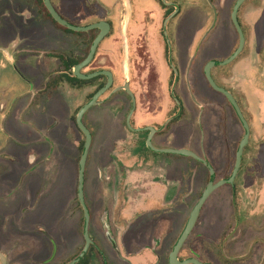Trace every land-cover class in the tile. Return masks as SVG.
Listing matches in <instances>:
<instances>
[{
  "label": "rangeland",
  "instance_id": "obj_1",
  "mask_svg": "<svg viewBox=\"0 0 264 264\" xmlns=\"http://www.w3.org/2000/svg\"><path fill=\"white\" fill-rule=\"evenodd\" d=\"M176 1L180 14L169 22L170 37L178 30V46L185 58L182 67L191 56L197 55L195 65H198L200 82L166 83L169 71L165 63L161 59L156 61L155 54L148 51L143 55L144 59L149 57L150 60L148 63L143 61L144 82H136L142 76H137L135 82H129L130 89L138 96L131 124L133 127L151 124V119H139L147 118L149 114H156L164 120L175 118L170 129L175 128L179 133L169 141V146L181 147L186 142L191 143V150L207 156L215 168L216 181L226 179L233 171L236 151L245 130L227 99L212 90L203 67L210 60H224L239 46V36L231 20L235 0L212 1L217 13L216 21L211 0ZM17 3L20 2L4 1V14L0 16V53L8 50L15 57V61L10 63L0 58V100L11 106L12 98L17 95L35 96L33 106L37 107L35 122L38 129L32 136H20L16 131H8L9 120L4 122L5 130L0 132V181L3 182L1 179L7 170L24 164L27 167L25 179L32 172L39 180L38 190L41 191L38 201L35 199L39 208L29 212L23 222L24 227L15 224L4 230L0 219V252L11 263L65 264L76 258L85 246L83 215L76 199L82 135L71 120V112L76 97L84 103L94 89H76L73 91L75 97L69 92L72 87L68 83L59 90L52 84L48 86V82L40 86L42 70L38 64L41 56L57 53L55 55L70 57L77 47L69 40L46 36L44 29L40 34L34 33L27 26L29 19L25 22L23 16L15 17L22 13L13 7ZM44 17L54 30L55 25L45 14ZM239 17L246 37L244 50L231 64L214 67L213 75L216 82L237 98L250 124L251 136L235 187L222 186L209 197L181 253L185 259L198 256L205 264H254L253 256L258 252V262H264V0H247ZM48 28L54 36L55 31ZM146 36L144 46L150 50L153 41L149 35ZM173 44L176 51L177 45L174 41ZM129 59L121 54L119 72L134 80ZM101 65L103 63L99 60L95 64ZM162 79L164 82H160ZM117 84L123 85L124 82ZM144 87L147 88L149 102L139 98L143 95L141 90L146 89ZM169 89L173 90L176 101L170 96ZM126 93L120 92L110 101L92 107L84 118L93 136L85 185L86 199L92 212L90 234L106 242V246L95 249L90 264H168V256L190 212L210 181V170L191 157L152 153L147 144L146 155H143L144 149L141 151L139 148L146 136H142L140 143L127 125L132 100ZM1 122L2 119L0 126ZM31 156L36 160L34 166L27 164ZM131 166L150 181L156 179L170 187L163 205L157 206L163 209L157 210L158 214L148 210L153 207L151 204L146 205V211L140 212L114 210L120 206H132L129 203L124 205L123 201L117 203L119 191L122 195L125 193L127 202L131 196H139L136 188L124 184ZM99 175L105 180L107 189V213L104 211L103 214L96 190H93ZM173 175H179L183 183L179 184ZM42 191L50 192L51 197L42 201ZM93 191L95 194L90 198ZM0 197L7 207L14 205L11 196ZM13 217L17 221V216ZM116 223L127 232L129 245L125 247H120V243L114 247L108 240L113 238L109 234L111 228H116Z\"/></svg>",
  "mask_w": 264,
  "mask_h": 264
},
{
  "label": "crops",
  "instance_id": "obj_2",
  "mask_svg": "<svg viewBox=\"0 0 264 264\" xmlns=\"http://www.w3.org/2000/svg\"><path fill=\"white\" fill-rule=\"evenodd\" d=\"M4 1H8V0H0V16H3L4 14L2 11V8H3L2 5ZM13 1L15 0H12V2ZM16 1L20 3L13 5L15 9H17L19 12H24L25 10H27L31 15V20L29 19L28 24H27L30 30L32 29L34 33L40 34L41 31H43L42 29H44L46 36L50 35L51 38L57 37V39L61 41L69 40L77 47L76 50H74V53L73 52L71 53L72 55L70 57L75 58V57L84 56L85 50L87 47L84 37H81L75 33L64 31L52 25L55 28L53 30V28L49 26L46 18L44 17V13L40 11L36 0H16ZM135 1H139L141 5H145V4L153 5L154 4L153 0H135ZM52 3L54 7L56 8V10L59 12V14L63 18L68 20L71 24H74L77 26H86V25H90V24L97 23L100 21H108L109 23L112 24L114 34L110 38L105 39L102 42V44L99 46L98 54L96 57V62L98 60L100 61V58L103 56V54L107 53V56H109L114 61V67H116L119 82H124L125 75L119 72L120 70L119 60L121 59V54H122L121 45L125 44V41H124L125 34H126V39L128 43V52H129L130 38L128 37V35H129V24H130L132 15H133V11H132L133 10V0H111L109 2L106 0H52ZM11 13L15 14V12H11ZM143 13H144V10L142 9L141 14ZM15 17L19 19L20 14ZM122 18H125V19L122 20ZM126 19H127V29L124 32V22L126 21ZM259 23L262 24V21H259ZM48 27H50L53 31H55V35H54L55 37L50 32ZM98 33H99V30L97 34ZM50 43L52 44L51 39H50ZM55 54L57 53H52V55L43 54L41 56V63L38 64V66H40L42 70V75H41L42 78H41L40 86H42L44 82H48L50 78H52L53 76L60 74V70L64 69L59 56ZM0 58L4 59L6 62H9V63L15 61V57L11 53H9L8 50L2 51L0 53ZM99 67L102 68L103 65ZM188 73L189 71H187V74H186L187 80L189 79ZM123 76L124 78L122 79ZM65 85L66 83H61L58 87V90L60 88H63V86ZM75 90L76 89L74 88H70L69 92L72 95H75L76 97V94H74L73 92ZM114 96L117 97L118 95L116 94ZM114 96L112 95L107 96L106 98L101 100V103L99 105H102L104 102L110 101L111 99H113ZM191 98H192V95H191ZM12 99L13 100H12L11 106L5 105L4 104L5 100H0V105L1 103H3V105L0 108V120L1 119L3 120V123L1 122L2 125L0 126V132L1 133L4 132L5 130L4 122L9 120L10 121L9 123L10 129L8 130L9 132L13 130V131L18 132L20 136H23V135L32 136V134L36 132V129H38V125L35 122L37 107L33 106L35 96L30 97V95H25L22 93L21 95H17L16 97ZM42 100L43 99H41L40 101ZM75 101L76 102L74 103V107L72 108L71 117L75 109L79 107L81 104H83L82 101L79 100L77 97ZM37 102L39 103L38 100ZM181 106L183 108L185 107L183 104ZM38 107H40V103L38 104ZM139 119L141 121H145L148 119H151V121H154L159 118L157 117L156 114L154 115L149 114L147 118L139 117ZM95 122L96 121L94 120L93 124ZM101 129H102V126H101ZM71 131H72L71 135L73 136V127L71 128ZM178 133L179 131L177 129L175 128L170 129L164 136H159L157 138V143L155 144V146L158 148H174V149L186 148V149L191 150V143L189 142H186L187 144L181 147L169 146L168 144L169 141L174 140ZM33 142H36V141L33 140ZM146 147L147 146L143 144L139 148L141 149V151L144 149L142 151L143 155L145 154L144 152H146V149H147ZM40 148L41 146H39L38 150H40ZM39 152L42 153L41 150ZM151 152L156 153L153 151ZM162 154H165V153H162ZM169 155H175V154H169ZM1 160L4 161L3 159ZM34 160L35 158L31 156V161L27 163L28 166H31V165L34 166L35 161H36ZM25 167L26 166L23 164L21 165V167L15 166V167L10 168L9 170L6 171V174L4 173L1 179L3 182L0 181V195L6 198H9V196H11L13 200L12 202L14 204L13 206L7 207L5 203L0 201V219L3 222L2 226L4 230H9L10 227H12L15 224L17 226L24 227L22 225H23L25 218L28 216L29 212L36 211L39 208V204H37L38 203L37 199L39 198L38 195H39V192L41 191V190H38L39 180L38 178L35 177L34 174H32V172H30V174L28 175L29 177L25 179L26 168H27ZM131 167H132L131 168L132 170H130L126 174V177H125L126 179L124 180V184L127 186L130 185L131 188L133 187L136 188V195L139 194V196L137 198L135 196H131L130 197L131 199L130 201H128V203L132 205L131 206L132 208H135L136 212L137 211L140 212L142 210L146 211L145 209L146 205L151 204L153 205V207L148 208V210H151L152 212H155L156 210L155 213L158 214L157 210L161 211L163 209L157 206L163 205L164 203L163 201L165 200V198L169 196L168 193L170 191L169 190L170 187H168L167 184H164V183L161 184L162 182H158L156 179H153V181L152 180L150 181L149 178H146L145 176L139 174L136 171L135 166H131ZM99 176H100L99 180L94 185L93 190L94 191L96 190V193H97L96 197H97L98 202L101 203L100 208H102V207L107 206V191H106L107 189L105 187V180H103L102 175H99ZM172 177L174 178V180H177L179 184L183 183L180 181L181 179L179 175H176L175 177L173 175ZM29 185H30V188H29ZM85 185H86V179H85ZM94 191L92 193V196H90V198H93V195L95 194ZM178 191H179V186L177 187L176 194H178ZM42 193H43L42 201H44L45 199H49L50 192L42 191ZM118 193H119V198H120L122 194L120 193V191ZM85 198H87L86 193H85ZM110 207L112 208V206ZM72 208L74 209V205L72 206ZM16 211H18V213ZM13 216H17L16 217L17 221H15V218ZM99 241H101L100 246H103V245L106 246V242L104 240L99 239ZM127 244L129 245V243ZM98 249L101 250L100 248ZM101 251L103 252V250ZM92 256L93 254L91 255L90 259H92ZM8 262L10 264H23L19 262L11 263L9 260ZM0 264H1V260H0Z\"/></svg>",
  "mask_w": 264,
  "mask_h": 264
},
{
  "label": "water",
  "instance_id": "obj_3",
  "mask_svg": "<svg viewBox=\"0 0 264 264\" xmlns=\"http://www.w3.org/2000/svg\"><path fill=\"white\" fill-rule=\"evenodd\" d=\"M246 1L247 0H236L235 4L233 6V9H232V13H231L232 23H233V25L237 31V34L239 36L238 48H236L234 50V52L230 56L225 58L224 60H221V61L210 60L204 66V75H205L210 87L214 91H216V92H218V93H220L226 97V99L232 105L236 115L238 116V118H239V120H240V122H241V124L245 130V133H244V135H243V137L239 143L238 149L236 151L235 164H234V168H233V171H232L230 177L216 181V172H215V169L212 167L210 161L205 158V155L200 156L199 154H197L193 150L186 149V148L174 149V148H158V147H156L152 141L156 130L153 127L148 128L150 130V134L147 137L146 144L151 151L156 152V153L175 154V155H181L184 157H191V158H194L195 160L205 164L210 170V181H209L207 187L205 188V190L203 191L202 195L198 199L197 203L194 205L192 211L190 212L187 223H186L182 233L180 234L179 238L177 239V242L173 246V249L169 255V264H204L203 262H201L197 258H189V259H185V260H180L179 259V253H180L181 249L183 248L184 244L186 243L187 239L189 238L192 230L194 229V227L197 223L198 217H199L202 209L204 208L207 200L209 199V197L217 189H219L222 186H225V185L234 186V182H235L236 177H237V175L241 169V166H242L244 150L250 142V136H251L250 124H249L248 120L246 119L240 104L238 103V101L235 98V96L233 95V93L231 91L225 89L224 87L219 86L212 76V69L214 67H216V66L223 67V66H227V65L231 64L233 61H235L237 59V57L244 50V47L246 44V37H245L244 30H243V28L240 24V21H239V10ZM43 2H44V5H45L47 11L49 12L50 16L52 17V19L55 22H57L59 25L66 27L69 30L74 31V32H89L92 30H99V33L97 34L94 41L92 42V44L90 46V50H89L87 56L85 57V59L74 66L73 74L78 79H81V80H91V79H94V78H96L98 76H102V75L106 76L108 79L107 83L102 88H100L92 96V98L80 108V110L78 111V113L76 115L77 127L84 134V137H85L82 153H81V156L79 159L78 187H77V196H78L79 202H80L81 207H82L83 212H84V222L85 223H84L83 236H84V240H85V246L83 248V251L74 260H72L71 262H68L66 264H78L81 260H83L86 257V255L89 252L91 245H93V243H94V241L92 240L91 235H90L91 213H90V210H89V207L86 203V198H85L86 168H87V161H88V157H89L90 148H91L92 142H93V136H92L90 129L84 123L83 119H84L85 114L92 107L97 106L101 103V100H100L101 97L112 87L113 81H114L113 73L111 71L102 70V71H97V72H93V73H84L83 69L85 67H87L95 58V55L97 53L99 45L101 44V42L104 40V38L109 34V32L111 30V24L108 21H100V22L93 23V24L86 25V26H77V25L71 24L68 20H66L65 18H63L59 14V12L56 10V8L54 7V5L52 3V0H43ZM212 9L215 12L214 16H215V21H216L217 20L216 9L214 6H212ZM126 29H127V19L124 23V32L126 31ZM124 36H125V40H124L125 41V44H124L125 56H126V58H129L128 43H127V39H126V34ZM119 89L125 90L127 92V94H129V96L132 99V108H131L128 116H127V125L133 131H139V129H134V127L131 124V118L135 112L137 103H136V97H135L134 93L132 92V90L130 89L128 77L125 76V82H124L123 86L121 88L115 89L113 91V93ZM192 97L194 98V101L198 105H200L197 102L194 95H192ZM0 260H1V264H10L8 262L7 258L5 257V255L1 252H0Z\"/></svg>",
  "mask_w": 264,
  "mask_h": 264
},
{
  "label": "flooded vegetation",
  "instance_id": "obj_4",
  "mask_svg": "<svg viewBox=\"0 0 264 264\" xmlns=\"http://www.w3.org/2000/svg\"><path fill=\"white\" fill-rule=\"evenodd\" d=\"M153 1H154L153 5H148V4L141 5L139 1L133 0V10H132L133 15H132V18H131L130 24H129V35H130V41H131L130 45H129V58H130L129 60L131 63V71H133L132 78H134V80L129 78V82H135V78L137 76H142V77L141 78L139 77L138 81H136V82H144L143 79H144L145 72L142 69L143 61H146L148 63V62H150V60H149V57L147 59H144L143 55H145L148 51H149V53H150V51H152L153 54H156L155 55L156 61H158V59H161V61L165 63V67L167 68V71H169V79L166 80L165 82H168V83H170V82H200L199 76H197V73L199 72L198 71L199 70L198 65H195L197 55L191 56L189 61L184 63L185 66L182 67V60L185 61L184 60L185 58L182 57V53L180 52V47L178 46V44H179L178 30L176 31V33H174L172 35V37H170V32L168 29L169 25H170L169 22H171L173 18L179 16V14H180V8L178 6L179 5L178 2L176 0H153ZM212 1L213 0H211V6H212ZM235 2H236V0H235ZM242 7H243V5H242ZM242 7L240 8L239 13L241 12ZM142 9L144 10L143 14H141ZM113 34H114V31H113V27L111 24V30H110L109 34L104 38V40L107 38H110ZM146 35H149L150 39H152V41H153V46L150 48V50L148 48L145 49V46H144V39H147L146 37H148ZM132 41H135V42L132 43ZM173 41L175 43V46L177 45L176 51L174 50ZM102 42H101V44H102ZM160 50H162V53H159ZM121 53L125 54L124 44L122 45ZM141 53H142V55H141ZM132 57H134L135 59L132 60ZM176 61H179L181 63V65L178 66L180 63L176 62ZM100 63H103V67L101 69L111 71L113 73V78H114L112 87L105 94L106 95L108 94L107 96H109V95L114 96L116 94L118 95L120 92L126 93V91L123 89H119L113 93V91L115 89L121 88L123 86V85L117 84V82H119L118 73H117L116 67H114L113 59H111L109 56H107V53H105L100 58ZM196 68H197V70H196ZM213 69H212V76L214 78ZM187 71H189V73H188L189 79L188 80L186 79ZM203 72H204V67H203ZM102 76H103L102 83L104 86L107 83L108 79L106 76H104V75H102ZM182 77H184V78H182ZM173 78H174V80H173ZM182 79H184V80H182ZM160 82H164V80L162 79V80H160ZM144 88H146V87H144ZM141 91H142L143 95H139V98H141V100L145 99L146 102H149V100H147V98H148L147 97L148 96L147 95L148 94L147 88L144 90H141ZM170 91H171V93H170ZM133 93L136 97L137 93L135 91ZM169 93H170V96H172L174 98V101H176L175 100L176 96L174 95L172 89L171 90L169 89ZM127 95L129 96V94H127ZM179 118H180V116H179ZM173 121H176L175 118H166L165 120H164V118L163 119L159 118L157 120L152 121L151 124H143L142 127L141 126H135L134 129H139V131H133V132H134V135H136V137L140 143H142L141 142L142 136L145 135L146 137H145L143 144H146L147 137L150 134V130L148 128L153 127L156 130V132L153 136V140H152L153 144L155 145L157 143V138L159 136H164L170 130V125L173 123ZM205 158H207V156ZM215 172H216V170H215ZM118 199H119L118 204H121L122 201H123L124 205L126 203H128L127 200L125 199V193H123V195ZM106 207L107 206L100 208L101 211L103 210L102 214L104 213V211H105V213H107V210H105ZM118 208H120V210L121 209L122 210H124V209L125 210L126 209L127 210L128 209L129 210H131V209L135 210V208H132V207H121V206L114 208V210L116 211ZM155 212H156V210H155ZM115 227L116 228H111L110 234H109L113 238H111V239L108 238V240L112 243V246H114V247L117 245V243H120L119 244L120 247H122V246L125 247L126 245H128L127 243H129L128 239H127L128 235L126 234L127 232L124 229V227L119 226L118 223L115 224ZM103 231L106 232L105 229H103ZM98 232L101 233V230L98 229ZM193 232H194V229L192 230L187 241L190 239ZM116 236H119V237L116 238ZM91 238L94 241L93 245H91V246H93L94 249H96L98 246H100L99 238L98 237L95 238L93 236ZM155 239L156 238H154V240ZM155 242H156V240H155ZM185 244H184V246H185ZM184 246L179 253V259L180 260H185V258H183L181 256V253L184 250ZM99 251L102 252L101 250H99ZM157 256H158V259H160V256L158 254H157ZM253 257H254V262H253L254 264H264V262H258V260H257L260 258L259 252L257 253L256 256L254 255ZM191 258H197L198 260H200L198 256L197 257H191ZM168 264H169V256H168Z\"/></svg>",
  "mask_w": 264,
  "mask_h": 264
},
{
  "label": "trees",
  "instance_id": "obj_5",
  "mask_svg": "<svg viewBox=\"0 0 264 264\" xmlns=\"http://www.w3.org/2000/svg\"><path fill=\"white\" fill-rule=\"evenodd\" d=\"M37 2V5L40 9V11L42 13H44L46 15V17L48 19H50V21L57 27V28H60L64 31H67V32H70V33H75L81 37H84L85 38V41H86V50H85V54L84 56L82 57H75V58H71V57H68L67 55H61L59 56L61 62H62V65L64 67L63 70H60V74H57L55 76H53L52 78H50V80L48 81V86H51V84L54 86L53 88H58L59 85L61 83H68L72 88L74 89H77V90H83L84 88L86 87H93L94 90H92V92L89 94V96H87V100L81 104L79 107H77L71 117V120L74 122V125L77 129V131L82 135V140L79 144V147H80V151L82 152V149H83V144H84V140H85V137H84V134L79 130V128L77 127V124H76V115L78 113V111L80 110V108L85 104L87 103L91 98L92 96L100 89L102 88L103 86V83H102V78L103 76H98L94 79H91V80H81V79H78L74 74H73V68L76 64H78L79 62H81L82 60L85 59V57L87 56L89 50H90V46L92 44V42L94 41L95 37L97 36V32L98 30H92V31H89V32H74V31H71L69 30L68 28L66 27H63L61 25H59L57 22H55L52 17L50 16L49 12L47 11L45 5H44V2L43 0H36ZM239 21H240V24L243 28V25L241 23V20H240V17H239ZM99 48V47H98ZM238 48V47H237ZM234 52V51H233ZM232 52V53H233ZM97 54H98V50H97V53L95 55V58L93 59V61L83 69V72L84 73H93V72H97V71H101V67L99 66H95L96 64V57H97ZM87 69V70H86ZM85 70V71H84ZM217 84L221 87H224L225 89H227L224 85H222L221 83L217 82ZM213 90V89H212ZM228 90V89H227ZM220 94V93H219ZM128 96V95H127ZM129 97V96H128ZM225 97V96H224ZM226 98V97H225ZM101 100V99H100ZM228 101V100H227ZM229 102V101H228ZM231 105V104H230ZM232 106V105H231ZM233 108V107H232ZM234 110V109H233ZM235 112V111H234ZM86 115V114H85ZM180 116V115H179ZM85 118V116H84ZM84 121V119H83ZM85 123V121H84ZM86 124V123H85ZM247 148V147H246ZM243 166V165H242ZM242 166H241V169H242ZM241 169L239 171V174L241 172ZM230 177V176H229ZM228 177V178H229ZM86 179V178H85ZM209 183V182H208ZM225 186H231V185H225ZM235 187V186H234ZM77 203H78V206L80 207L81 209V212H82V215H83V223L84 222V212H83V209L81 207V204L79 202V199H78V196H77ZM87 205H88V202L86 201ZM206 205V204H205ZM89 207V205H88ZM205 207V206H204ZM204 209V208H203ZM202 209V211H203ZM89 210H90V213H91V209L89 207ZM201 211V212H202ZM91 219H92V214H91ZM91 235V234H90ZM85 241V240H84ZM188 242V241H187ZM186 242V244H187ZM186 244L184 246V248L186 247ZM83 251V249H82ZM81 251V252H82ZM95 249L93 246L90 247L89 249V252L88 254L86 255V257L81 260L78 264H89L90 263V257L91 255L94 253ZM80 252V253H81ZM98 252V251H97ZM75 259V258H74ZM74 259H71L70 261L68 262H71L72 260ZM66 262V263H68ZM65 263V264H66Z\"/></svg>",
  "mask_w": 264,
  "mask_h": 264
},
{
  "label": "clouds",
  "instance_id": "obj_6",
  "mask_svg": "<svg viewBox=\"0 0 264 264\" xmlns=\"http://www.w3.org/2000/svg\"><path fill=\"white\" fill-rule=\"evenodd\" d=\"M20 15L24 17L25 22H26L28 19L31 18V15H30V13H29L27 10H25L24 12H22Z\"/></svg>",
  "mask_w": 264,
  "mask_h": 264
}]
</instances>
